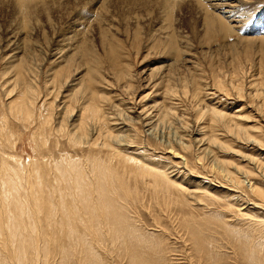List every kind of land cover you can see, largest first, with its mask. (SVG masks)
Segmentation results:
<instances>
[{"label":"rangeland","instance_id":"obj_1","mask_svg":"<svg viewBox=\"0 0 264 264\" xmlns=\"http://www.w3.org/2000/svg\"><path fill=\"white\" fill-rule=\"evenodd\" d=\"M50 1L53 3L51 4ZM50 1L47 3L50 4L47 10V5L42 3L33 5V9L29 10L33 13L28 18L24 15L25 12L20 10L19 3L17 6L18 0H0V199L3 200L4 196L10 192V189L8 190L5 186L8 180L17 182L20 179L21 185L26 183L25 179H28L30 174L33 177L39 173L41 179L36 178V181L32 179L31 184L35 183V187L26 184L23 186L24 189H19V195L29 200L28 195L31 191L33 194L40 191L45 203L53 199L52 192L60 184H56V181L68 182L74 179V175L80 176L79 181L88 180L89 182L94 175V178L98 177L96 183L102 181V178L105 179L104 181L111 179L107 193L111 200L117 203L123 222L125 220V226L137 232L136 239L138 238L137 240L142 243L145 242L144 249L151 253L158 248L159 252L164 253V256L161 254L162 256L160 255L157 259L159 261L153 258L154 255L144 256L146 264H215L214 262H217L216 264H258V260L259 264H264V42L262 41L264 39V0H221V2L220 0H213L214 2L212 0H172L168 2L169 9L164 5L165 0ZM225 3H232L234 10L237 11L236 17L239 16L237 20H241L242 25L231 22V26L240 27H236L234 34L228 37L221 34L205 36L207 35L204 25L206 12L218 17L222 16L221 18L224 19L225 15L219 11L221 9H214V6L217 4L216 6L220 8ZM165 8L168 10L167 13ZM101 28H105L106 31L111 29L107 35L112 42H115L114 46L109 43L103 44V39L100 37ZM13 35L18 39L16 40ZM170 35H174L173 37L181 42L180 45L178 44L181 49L172 50V53L168 54L170 49L166 46L168 42L166 39H169ZM77 41H83L84 47L89 49H73L77 46ZM14 43H19L21 49L14 51L17 47ZM163 44H165L164 48ZM15 54L21 57L20 59L28 61L27 64L31 70L28 73L25 72L26 70L23 71L26 75L24 82H31L39 97L36 101L34 122L30 125L23 120L14 119L9 109L10 103L16 98L17 90L23 83V79L16 76L20 71L17 68L20 61L11 62ZM71 55H74L72 61L67 62V57ZM90 69L95 70L96 76L92 78L93 82L88 78ZM120 73H126L127 79L121 80L122 77H120L118 80ZM163 76L165 83L154 87L156 83L162 81ZM80 80L85 83L88 81L90 95L106 96L107 115L110 113L109 117H114L118 121L108 120L104 136L110 131L111 134L108 133V136L114 137L117 135L116 131L118 135H124L123 141L118 139V142H109L110 147L114 146L117 151L108 150L109 148L102 146V140L97 145L91 141L90 145L83 144L78 147L69 136L56 134L57 124L61 120L60 113L64 112L69 105L76 107L77 114L80 109L78 105L85 101L86 96L78 93ZM167 81H170V86L175 89L173 94L171 93L174 97L172 100L171 98L165 100ZM220 82L224 84L223 87L219 86ZM182 83L186 85H183L185 88H182ZM81 84L84 83L81 82ZM130 84L131 90L127 86ZM62 95L65 98L62 99ZM156 103L162 104L163 108L166 107L165 109L172 107L177 117L171 115L168 119L156 122L152 128L146 127L140 119L143 114L141 116L139 113L143 108L148 109ZM56 107L59 108L55 110ZM115 107L119 109L115 110ZM129 107L133 108L131 113L128 111L130 121L124 119L127 116L124 112L129 110ZM207 108L216 110L218 108L217 111L222 114L235 116L236 123L250 131L237 133L238 130L234 126H232L233 132L228 131L229 129H226L227 127L222 123L218 125L211 121L212 118L204 112ZM42 110L48 111L49 115L52 112L53 119L50 126L43 127L44 123L37 118ZM77 118H71L70 129L73 128L71 122L79 123ZM114 125L118 129H115ZM125 131L127 132L123 134ZM43 133L45 136H42ZM92 135L94 140L98 134ZM213 136H218L217 143H210ZM117 153L122 158L133 160L134 164H129L117 156H111ZM48 162L52 164L51 168L49 164L47 165ZM54 163H59L60 166L59 164L55 166ZM69 163L74 168L72 173L76 172L72 174L74 177L65 172L67 166H71ZM93 165L96 166L93 167ZM58 170H62L59 176L66 173L63 175L64 178L63 176L59 177L60 179L56 178ZM225 170L240 178L241 184H232V181L226 177ZM53 171L57 176L53 175ZM144 173H161L167 185L173 183L172 185L178 186L179 190L176 188V190L170 189L168 193L163 190L155 192L152 178L144 177ZM41 181L42 184L43 182L46 184L45 187L44 184H39ZM104 181L102 184H105ZM49 187H52L50 188L53 189L52 192ZM62 188L65 191L70 190L66 186ZM15 191L13 190V195L18 196V190ZM94 195L92 197L97 198V194ZM74 197L73 195L72 198ZM1 202L5 203L4 200H0ZM24 203L25 209L21 215L19 211H16L15 205L2 206L0 210H4L0 213V222H2L0 233H3L0 236L2 243H0V264H15L7 261L6 257H13L16 246L19 245L18 242H22L23 239L4 238H9L12 229L8 227L14 225L19 228L20 233L28 234L30 230L28 226H25L28 229L21 228L25 221L21 217L34 219L33 225L35 224L34 226L38 229L32 230L28 235L37 231L36 240L33 238L31 242V238H26V242H38H35L39 246V261L37 260L36 264H84V262L81 263L82 255L78 247H65L66 256L62 253L63 247L57 245L53 248V244H57V238L43 239L44 234H57L59 230L56 226L58 222H61L62 212L60 217L55 216L56 220L59 219L55 221L56 223L55 219H50L49 223L48 219L47 222L43 219L46 213L41 214L37 205L31 202ZM81 206L87 209L85 204ZM11 207L12 211H10ZM124 212H128L127 215ZM191 217L198 219L197 227L209 229L208 231L201 228L202 234L208 231L207 236L203 235L205 241L202 247H197L192 237V230L190 231L186 226L189 221H192ZM11 219H16L17 222L12 225ZM211 224H217L214 226L217 229L213 225L208 228ZM43 225H47V228ZM223 227H229L233 236L227 235L228 232L224 233L226 230ZM26 229L27 233L24 232ZM206 237L208 239H205ZM159 238L163 242L159 241ZM5 241H9L8 245ZM146 241L153 243L154 248ZM14 242H17L16 245ZM207 242L211 245L208 246ZM107 244L104 248L106 251L97 250L99 253L96 254L97 264H100L99 262L128 264L126 257L124 260L116 259V253L110 254L108 252L110 245ZM157 244H159L158 247ZM44 246L52 247L48 249L49 255H44ZM164 248L165 250L162 251ZM242 250L248 251V254L244 256ZM208 255L213 256L215 261ZM29 261L24 264H32Z\"/></svg>","mask_w":264,"mask_h":264},{"label":"bare ground","instance_id":"obj_2","mask_svg":"<svg viewBox=\"0 0 264 264\" xmlns=\"http://www.w3.org/2000/svg\"><path fill=\"white\" fill-rule=\"evenodd\" d=\"M48 1H50V0H18V2H17V6H18V3H19V7H20V10L22 11V12H25L24 13V15H27L28 16V18H30V16L32 15V13H33V11L32 12H29V10H32L33 8V5H37V4H40V3H42V4H44V5H49L50 6V4H47L48 3ZM52 1H54V0H52ZM140 1V0H139ZM138 1V2H139ZM169 1H172V0H165V4L164 5H166V8L167 9H169V6L170 5H168V2ZM213 1V0H212ZM211 1V2H212ZM215 1H217V0H215ZM51 2V1H50ZM98 2H99V0H98ZM214 2V1H213ZM220 2H221V0H220ZM224 2V1H223ZM3 3V2H2ZM53 2H51V4H52ZM1 4V3H0ZM6 5V4H5ZM61 4H59V6H60ZM215 5V4H214ZM217 5V4H216ZM214 6L215 8L214 9H221V10H219V11H222V13L226 16H224V19L223 18H221V17H218V16H216V15H214L213 13V16H212V14L211 13H208V12H206V15H205V23H204V25L206 26V31L205 32H207L206 34L207 35H205V36H212V35H219V34H221L222 36L224 35L225 37H228V36H230L231 34H234V32H235V29H236V27L237 28H239L240 26H237L239 23L241 24L242 22H241V20H237V18L239 17H236V13H237V11H235L234 10V8H233V5H232V3H225V5L224 6H222V7H218V6ZM219 5V4H218ZM46 6V10L47 9H49V6L47 7ZM204 6V5H203ZM41 7V6H40ZM43 7V6H42ZM30 8H32V9H30ZM165 8V9H166ZM166 9V10H167ZM203 9H204V7H203ZM214 9H213V11H214ZM44 10H45V8H44ZM106 10V9H105ZM171 10V9H170ZM200 10V9H199ZM205 10V9H204ZM166 13L168 12V10L167 11H165ZM216 12V11H215ZM171 13V12H170ZM172 14V13H171ZM201 14V13H200ZM168 16H169V14H168ZM167 16V17H168ZM172 16V15H171ZM170 18V17H169ZM169 18H168V20H169ZM228 19V21H225L226 19ZM230 20V21H229ZM171 22V21H170ZM231 22H233V23H237V25L236 26H231ZM246 22V21H245ZM242 25V24H241ZM172 26V25H171ZM244 26V25H243ZM242 27V26H241ZM101 30L102 31H100L101 33H100V37H101V39H103V44H105V43H109L111 46H114V44H115V42H112V39L111 38H109L108 37V35H107V33H108V31H110V30H108V31H106L105 30V28H101ZM8 33V32H7ZM12 33H13V31H12ZM19 33V32H18ZM171 34H174V33H171ZM14 35H16L15 34V32H14ZM13 35V36H14ZM112 35V34H111ZM110 35V36H111ZM114 35V34H113ZM18 36V35H17ZM78 36V35H77ZM174 35H170L168 38L169 39H166L168 42H167V45L166 46H168V49H170V51L168 52V54H170V53H172V50H174V51H176V49H181V47L179 48L178 47V44L180 45L181 44V42H178V40L176 39V37H173ZM15 37V36H14ZM10 38V37H9ZM163 38V37H162ZM178 38V37H177ZM14 39V38H13ZM15 39H16V37H15ZM18 39V38H17ZM16 39V40H17ZM208 39H209V37H208ZM263 39V38H262ZM10 40V39H9ZM165 41V40H164ZM263 42H264V39L262 40ZM15 42V41H14ZM78 42V41H77ZM76 42V44H77V46L76 47H74L73 49H89L88 47H84V42L83 41H79L78 43ZM163 42V41H162ZM262 42V43H263ZM10 43V42H9ZM87 43V42H86ZM90 43V42H89ZM156 43V42H155ZM14 44H17V47H15L14 48V51L16 50V49H21L20 47H19V43H14ZM13 44V45H14ZM106 44V45H107ZM157 44H158V42H157ZM83 45V46H82ZM87 45V44H86ZM85 45V46H86ZM164 45L165 44H163V48H164ZM12 46V45H11ZM72 46H74L73 44H72ZM101 46H103V45H101ZM162 46V45H161ZM165 46V47H166ZM23 47V46H22ZM104 48V47H103ZM90 52H91V50H90ZM89 52V53H90ZM174 53V52H173ZM92 54V53H91ZM74 56V55H73ZM73 56L71 55V56H68L67 57V62H70V60L72 61V59H73ZM77 56V55H76ZM178 56V55H177ZM176 56V57H177ZM27 57V56H26ZM29 57H31V56H29ZM175 57V56H174ZM21 58V57H20ZM19 58V56L18 55H13L12 56V61L11 62H18V61H20L19 62V64L17 65V68L20 70L19 71V73H17V75L16 76H20L21 78L20 79H23V83H22V86H20L21 88L19 89V90H17V93H16V98L10 103V105H9V109H10V113H11V115L12 116H14V119H16V120H18V121H21V120H23V121H25V122H28L29 123V125L31 124V123H33L34 122V119L33 118H35V113H36V101H37V98H39L38 96H37V92H36V90L34 89V87L32 86V84H31V82H29V81H26V82H24V79H25V74L23 73V71L24 70H26L25 72L26 73H28L30 70H31V68H29L30 66H29V64H27V60L26 61H24V60H22V59H20ZM32 58V57H31ZM31 58H29V59H31ZM76 59H77V57H76ZM32 60H34V59H32ZM74 61V60H73ZM34 62V61H33ZM32 62V63H33ZM79 62V61H78ZM177 62V61H176ZM30 63V62H29ZM45 63V62H44ZM177 64V63H176ZM173 65V67H175L176 65L173 63L172 64ZM175 65V66H174ZM35 66V65H34ZM83 66V65H82ZM179 66V65H178ZM85 67V66H84ZM172 67V66H171ZM34 68H36V66L34 67ZM169 70V69H168ZM35 71V70H34ZM171 72V71H170ZM32 73V72H31ZM72 73H73V71H72ZM80 74V73H79ZM89 76H88V78L90 79V81L91 82H93V80H92V78H94V76H96L95 75V70L94 69H90V71H89ZM175 74H177L176 72H175ZM76 76H77V74H76ZM171 76H172V74H171ZM120 77H122L121 78V80H125V79H127V74L125 73V74H122V73H120V75H119V77H118V80H120ZM75 79H76V77H75ZM82 79V78H81ZM97 79V78H96ZM169 79V78H168ZM217 79V78H216ZM182 80V79H181ZM187 80V79H186ZM220 80V79H219ZM218 80V81H219ZM32 81V80H31ZM39 81V80H38ZM66 81H68V80H66ZM81 82H83L84 84H81V82H79V92L78 93H81L82 94V96H86L85 97V101H82L81 102V105H78V107H80V109H78L79 111L77 112V114L75 113V108L76 107H74V106H67V108L65 109V111L64 112H62V113H60V121L58 122V124H57V126H58V128H57V130H56V134H58V135H66V136H69L70 138H71V141L75 144V145H77L78 147L80 146V145H87V144H89L90 145V142L92 141L93 142V144H95V145H97V143L100 141V140H102V142H101V144H102V146H104V147H107V149L108 150H110V149H114V146H111L110 147V145H109V142H118V139L119 140H122V136L124 137V135H122V136H120V135H118V133H117V131H116V134L117 135H114V137L113 136H108L109 134L108 133H110L111 134V131L110 132H108L105 136H104V133H106V124L108 123V120L109 119H114V120H117V119H115L114 117H109L110 116V113L107 115V109H105V104H106V101H107V98H105L106 96H95V95H90V90L88 89V81H87V83H85L83 80H80ZM97 81V80H96ZM171 81V80H170ZM170 81H167V89L165 90V100H166V98H171V100H172V98H174L173 97V95H171V93L173 94V90H175L174 89V87L172 88L170 85ZM183 81V80H182ZM188 81V80H187ZM237 81V80H236ZM184 82V81H183ZM21 83V82H20ZM34 83V82H33ZM64 83V82H63ZM163 83H165V80H164V76L162 77V81L160 82V83H156L155 85H154V87H157L158 85L160 86V84H163ZM169 83V84H168ZM186 83V82H185ZM173 85V84H172ZM176 85V84H175ZM183 85L184 86H186L185 84H183L182 83V88H185V87H183ZM218 85V84H217ZM65 86V85H64ZM78 86V85H77ZM128 86V88L131 90V84L130 85H127ZM127 86H126V88H127ZM197 86V85H196ZM219 86H221V87H223L224 86V84L222 83V82H220L219 83ZM62 87V86H61ZM127 88V90L129 91V89ZM191 88V87H190ZM240 88V87H239ZM184 90H186V89H184ZM183 90V91H184ZM13 91V90H12ZM11 91V92H12ZM127 91V92H128ZM190 91H192V90H190ZM197 91V90H196ZM243 91V90H242ZM126 92V91H125ZM132 92V91H131ZM87 93H89L88 95H86ZM195 93V92H194ZM55 94V93H54ZM104 94V93H103ZM184 94V93H183ZM101 95H102V92H101ZM63 96V95H62ZM178 96V95H177ZM194 96V95H193ZM58 97V96H57ZM63 98H65L64 96L62 97V99ZM75 98V97H74ZM80 99V98H79ZM110 100V99H109ZM165 102V101H164ZM171 102V101H170ZM50 103V102H49ZM54 103V102H53ZM70 103V102H69ZM79 103H80V101H79ZM162 103V102H161ZM172 103V102H171ZM64 104H66V102H64ZM75 104V103H74ZM166 104V103H165ZM175 104V103H174ZM173 104V105H174ZM178 105V104H177ZM59 106V105H58ZM162 106V107H161ZM167 106V105H166ZM41 107V106H40ZM205 107V106H204ZM209 107V106H208ZM57 108H59V107H56V109L55 110H57ZM127 108V107H126ZM163 105L162 104H155V106H152V107H149L148 109L147 108H143V110L141 111V113H139L141 116H142V114H143V116L140 118L142 121H143V123H145V126L146 127H149V128H152L153 126H154V124L157 122H159L160 120H163V119H165V118H167L168 119V117H170L171 115H175L176 116V113L173 111V108L172 107H169V108H167V109H165L166 107H164L163 109ZM176 108H177V106H176ZM175 108V109H176ZM44 109V108H43ZM115 110H118L116 107L114 108ZM41 110V109H40ZM133 110V108L132 107H129V110H125L126 112H124V114L125 115H127L124 119L125 120H127L128 119V121H130L131 120V118L129 117V113H131V111ZM217 110H219L218 108H217ZM216 109H214V108H207V109H205V113L208 115V116H210L212 119H211V121L212 122H214V123H216V124H218V125H220V123H222L225 127H227L226 129H229L228 131H232V126H234L237 130H238V132L237 133H240V132H243V131H246V132H249L250 130L248 129V128H241L240 127V125H239V123H236V117L235 116H232V117H230V116H228V115H225V114H222L221 112H218ZM123 111V110H122ZM128 111H130L129 113H128ZM176 111V110H175ZM204 113V114H205ZM121 115V114H120ZM72 117H78L77 119H79V123H77V124H75V123H73V122H71L72 124H73V128L72 129H70V127H69V124H70V120H71V118ZM120 117H122V115L120 116ZM174 117V116H173ZM177 117V116H176ZM37 118H39V120L41 121V122H43L44 123V125H43V127H45V126H50V123L52 122V119H53V115H52V112H51V115H49V113H48V111L47 112H45V111H41L40 112V115H39V117H37ZM56 119V118H55ZM118 121V120H117ZM121 121V120H120ZM124 121V120H123ZM122 121V123L123 124H126L125 122H123ZM112 122H113V120H112ZM112 122H110L111 124H112ZM166 122V121H165ZM56 123V122H55ZM109 123V124H110ZM49 124V125H48ZM113 124H114V122H113ZM117 124V123H116ZM119 125V124H118ZM127 125V124H126ZM115 129H118V128H116L115 127V125L113 126ZM55 128V127H54ZM112 128V127H111ZM112 130V129H111ZM234 130V129H233ZM237 130H235V131H237ZM248 130V131H247ZM119 131H121V132H123L121 129H119ZM215 131V130H214ZM113 132H114V130H113ZM127 131H125L123 134H125ZM129 132V131H128ZM233 132V131H232ZM42 133V132H41ZM98 134V135H96L97 137L96 138H94V140H93V135L92 134ZM115 133V132H114ZM44 135V133L42 134V136ZM233 135V134H232ZM45 136V135H44ZM68 137V138H69ZM182 138V137H181ZM41 139V138H40ZM70 141V142H71ZM123 141V140H122ZM216 141H219V139H218V136H213V138H211L210 139V143H215ZM42 142H43V139H42ZM120 142V141H119ZM43 143H45V142H43ZM131 143V142H130ZM217 143V142H216ZM72 144V143H71ZM100 144V145H101ZM94 147V146H93ZM77 148V147H76ZM83 148V147H82ZM95 148V147H94ZM107 150V151H108ZM114 150H116V149H114ZM117 151V150H116ZM114 152V151H113ZM120 152V151H119ZM124 152V151H123ZM116 153V152H115ZM101 154V153H100ZM105 154H107V153H105ZM98 155V154H97ZM127 155V154H126ZM69 156V155H68ZM67 156V157H68ZM102 156H103V153H102ZM111 156H117V158H122V157H120V155H118V153L117 154H113V155H111ZM64 157V156H63ZM89 157V156H88ZM99 157V156H98ZM104 157V156H103ZM66 158V157H65ZM138 158V157H137ZM44 159V158H43ZM45 159H47V158H45ZM116 159V158H115ZM122 159H124V160H126L129 164H134V161L133 160H131V159H129V158H125V157H123ZM5 160V159H4ZM62 160V159H61ZM60 160V161H61ZM70 160V159H69ZM100 160V159H99ZM98 160V161H99ZM182 160V159H181ZM34 161V160H33ZM49 162H50V160H48ZM52 161V160H51ZM54 161V160H53ZM65 161V160H64ZM85 161V160H84ZM89 162H90V160H88ZM97 161V160H96ZM113 161V160H112ZM122 161V160H121ZM44 162V161H43ZM42 162V163H43ZM47 163V165L49 164V166H50V168H51V166H52V164L50 165V163ZM55 162V161H54ZM125 162V161H124ZM52 163V162H51ZM60 163V162H59ZM59 163H57V164H59ZM62 163V162H61ZM65 163V162H64ZM64 163H63V165H64ZM66 163H67V160H66ZM76 163V162H75ZM91 163V162H90ZM97 163V162H96ZM99 163V162H98ZM152 163H154V162H152ZM182 163V162H181ZM20 164V163H19ZM57 164H55L54 163V165L55 166H57ZM71 166H72V164L71 163H69ZM78 164V163H77ZM85 164H87V163H85ZM107 165V164H106ZM126 165H128L127 163H126ZM3 166V165H2ZM32 166V165H31ZM59 166H60V164H59ZM58 166V167H59ZM62 166V165H61ZM71 166H67L68 168H66L65 169V172H67V174L68 175H72L73 173V171H74V168H73V166L71 167ZM87 166V165H86ZM94 166H96V165H93V167ZM109 166V165H108ZM58 167H57V169H58ZM64 167V166H63ZM93 167H92V169H93ZM45 168V167H44ZM52 168H54L55 169V167H52ZM37 169V168H36ZM59 169H60V167H59ZM64 169V168H63ZM62 169V170H63ZM80 169V168H79ZM85 169V168H84ZM100 169V168H99ZM45 170V169H44ZM47 170V169H46ZM53 170V169H52ZM56 170V169H55ZM62 170H58L56 173L58 174V177H56V178H59V177H62L63 175H64V173L62 174V172L60 173V174H62L61 176H59V172L60 171H62ZM223 170V169H222ZM25 171V170H24ZM42 171V170H41ZM48 171H49V167H48ZM51 171V170H50ZM64 171V170H63ZM84 171V170H83ZM90 171V170H89ZM94 171V170H93ZM92 171V173H94ZM96 171V170H95ZM101 171H102V169H101ZM156 171V170H155ZM225 171H227V170H225ZM87 172V171H86ZM97 172V171H96ZM95 172V174H97ZM161 172V171H160ZM35 173V172H34ZM45 173V172H44ZM51 173V172H50ZM53 173H54V171H53ZM52 173V174H53ZM76 173V172H75ZM74 173V174H75ZM79 173V172H78ZM83 173V172H82ZM99 173H100V170H99ZM98 173V174H99ZM102 173H103V171H102ZM111 173V172H110ZM109 173V174H110ZM115 173V172H114ZM13 174V173H12ZM66 174V173H65ZM73 174V175H74ZM104 174V173H103ZM224 174V173H223ZM47 177L49 176L48 174H45ZM51 175V174H50ZM53 175H55V176H57L55 173L53 174ZM52 175V176H53ZM72 175V177H74V179L73 180H70V181H68V182H64L63 183V181H62V179H61V181L62 182H57L56 180H54V181H56V184L57 183H60V184H58V186L53 190V192H52V190L50 189V188H52V187H49V189L51 190V192H52V195H53V199H49L46 203H45V201L41 198V195H40V191L39 192H37L36 191V193H32V191H31V193H30V195H28L29 196V200L27 199H25V198H23L22 196H20L19 194H20V190L19 189H24L23 188V186L24 185H29V184H31V182H32V179L34 180V181H36L35 179L37 178H40L41 179V177H39V173H38V175H34L33 177L31 176V174H30V176H31V178H30V176H28L27 178L28 179H25V182L26 183H23V181H22V183L23 184H21L20 185V182H21V180L19 179V181H17V182H15V181H12V179L11 180H8V182L7 183H5V186L8 188V190L10 189V192H8V194H6L5 196H4V202L5 203H0V210L2 209V206L3 207H9V206H14L15 205V207L17 208V212L19 211L20 213V215L23 213V211H24V207H25V203L24 202H26V203H29V202H31V203H33V204H35V205H37L38 206V209H40L41 211H40V213L41 214H43V213H46V214H44V216H43V219L44 220H46V222H47V219L49 220L48 222L50 223V219H55L54 220V222L55 221H58V220H56V218H55V216L57 215H59V217H60V213L62 212V217H61V222L59 223L58 222V225L57 224H55V225H57L56 226V228L59 230V231H57V234L55 233V234H52V235H49V234H41V235H43V239L44 238H51V237H53V238H57L58 239V241H57V244L56 245H54L53 244V248H54V246H57V245H59V246H61V247H63V249H62V253L63 254H65L66 255V252H67V249L66 248H70V247H72V246H75V247H78V249H79V253L82 255L81 257H82V261H81V263L82 262H84V264H97V255L96 254H99L98 252H97V250H103L104 248H106L107 246H106V243H108L107 245L110 247V248H108V252L111 254L112 252L113 253H116V255H115V258L117 259V258H119V259H125L124 257H126L127 258V261H128V264H146V260H144V258H146V257H144V256H152V255H154L153 256V258L155 257V260H157L159 257H160V255L162 254L161 252H159V250H158V248H157V251L156 250H153V251H151V253L149 252V251H147L146 249H144V246H143V244L145 243H142V242H140V240L138 241L137 239H136V233H135V230L134 229H132V228H130V227H127V225L125 226V224H124V222H125V220H124V222H123V216L120 214V211H119V209H118V205H117V203L114 201V200H111V198H110V196L108 195V193H107V190H108V187L110 186V183H111V179L109 180V179H107V180H109V181H104L103 180V178H102V181H104V183L105 184H102L103 182L102 181H99V182H97L96 183V179H98V177L97 178H94V175H93V177H92V180L89 182L87 179H84V180H87V181H79V179H78V177H80V176H78L77 175V177H76V175H74L73 176ZM86 175V174H85ZM105 175V174H104ZM144 175V177H151L152 178V180H153V189L155 190V192H156V190H163V191H167V193L169 192V190L170 189H175L176 190V188L178 187V186H174V185H167L166 183H165V178L163 177V175H161V173H153V174H149V173H144L143 174ZM142 175V176H143ZM16 176V175H15ZM43 176V175H42ZM54 176V177H55ZM82 176V175H81ZM88 176V175H87ZM89 176H91V175H89ZM116 176V175H115ZM141 176V175H140ZM165 176V175H164ZM11 177H12V175H11ZM14 177V176H13ZM18 177V176H17ZM20 177H22L21 175H20ZM65 176H63V178H64ZM82 177H84V176H82ZM118 177V176H117ZM139 176H137V178H138ZM166 177V176H165ZM226 177H228V180L229 181H232V184L234 183V184H237V185H239V184H241V182H239V180H240V178H238L237 176H235V174L234 173H232V172H229V171H227V173H226ZM8 178V177H7ZM19 178V177H18ZM68 178V177H67ZM114 178V177H113ZM113 178H112V180H113ZM116 178V177H115ZM119 178V177H118ZM140 178V177H139ZM60 179V178H59ZM70 179H71V177H70ZM117 179V178H116ZM115 179V180H116ZM121 179V178H120ZM144 179V178H143ZM169 179V178H168ZM167 179V180H168ZM2 180V179H1ZM15 180V179H14ZM23 180V179H22ZM47 180H49V178L47 179ZM65 180H66V178H65ZM100 180V179H99ZM5 181H6V179H5ZM44 181V180H43ZM52 181H53V178H52ZM52 181H49V182H52ZM48 182V181H47ZM48 182V183H49ZM113 182V181H112ZM114 183V182H113ZM169 183H171L170 181H169ZM35 184V183H34ZM34 184L32 183L31 185H33V187H35L34 186ZM39 184H41V185H43L44 184V182H43V184H42V181L39 183ZM53 184V183H52ZM41 185H40V188H41ZM45 185L46 184H44V187H45ZM48 185V184H47ZM176 185V184H175ZM22 186V187H21ZM49 186V185H48ZM55 186V185H54ZM63 186H66L67 188H69L70 190H67V191H65V190H63ZM32 186H31V188H33ZM90 187V188H89ZM119 187V186H118ZM123 187V186H122ZM232 187V186H231ZM26 188H27V186H26ZM43 188V187H42ZM236 188V187H235ZM114 189V188H113ZM178 189V188H177ZM13 190H18V196H16V195H13ZM33 190V189H32ZM129 190V189H128ZM179 190V189H178ZM15 191V192H16ZM26 191V190H25ZM29 191V190H28ZM43 191V190H42ZM135 191V190H134ZM230 191V190H229ZM235 191V190H234ZM14 192V193H15ZM189 192V191H188ZM39 193V194H38ZM138 193V192H137ZM25 195H27L26 193H24ZM33 194V195H32ZM46 194H48V193H46ZM94 194H97V198H94L95 197V195ZM110 194V193H109ZM156 194V193H155ZM188 194V193H187ZM192 194H194V193H192ZM209 193H207V195H208ZM38 195L40 196V197H38ZM49 195V194H48ZM52 195L50 196L51 198H52ZM73 195L75 196L74 198H72L73 197ZM94 195V197H92ZM186 195V194H185ZM1 196V195H0ZM115 196V195H114ZM118 196V195H117ZM188 196V195H187ZM194 196V195H193ZM233 198H234V196H232ZM236 197V196H235ZM93 198H94V202H93ZM206 198V197H205ZM204 198V199H205ZM231 198V197H230ZM116 199H117V197H116ZM196 199V198H195ZM199 199V198H198ZM1 201H3L2 199H0ZM122 200H123V198H122ZM194 200V199H193ZM200 200H201V198H200ZM203 200V199H202ZM234 200H236V199H234ZM119 201H121L120 199H119ZM138 201V200H137ZM136 201V202H137ZM187 201V200H186ZM231 201V200H230ZM122 202V201H121ZM129 202V201H128ZM132 202V201H131ZM134 202V201H133ZM126 203V202H125ZM82 204H85L86 206H87V209L85 210V208L84 207H82L81 205ZM121 204V203H120ZM124 204V203H123ZM132 204V203H131ZM139 204V203H138ZM213 205V204H212ZM127 206V205H126ZM30 207V206H29ZM33 207H34V205H33ZM40 207H42V209L40 208ZM124 207V206H123ZM37 208V207H36ZM128 208H130L129 206H128ZM128 208H127V211H128ZM132 208H133V206H132ZM136 208V207H135ZM11 210L10 211H12V207L10 208ZM121 209H122V206H121ZM123 210V209H122ZM134 210V209H133ZM15 211V212H16ZM27 211V210H26ZM126 211V210H125ZM4 212V210H2V211H0V213H3ZM14 212V213H15ZM131 212V211H130ZM129 212V214L131 215V213ZM134 212V211H133ZM7 214H8V212H6ZM5 213V214H6ZM25 213V212H24ZM36 213H37V211H36ZM35 213V215H38L39 216V214H36ZM39 213V212H38ZM124 213H126V212H124ZM128 213V212H127ZM127 213H126V215H127ZM10 214V213H9ZM12 215V214H11ZM27 215V214H26ZM9 216V215H8ZM24 216H25V214H24ZM28 216V215H27ZM56 216V217H57ZM121 216H122V218H121ZM134 216V215H133ZM11 217V216H10ZM9 217V218H10ZM29 217V216H28ZM131 218H134V217H132V216H130ZM8 218V217H7ZM36 218V217H35ZM40 218V217H39ZM127 218H128V216H127ZM138 218V217H137ZM21 219L24 221V224L22 225V227L21 228H27V227H25V226H28V228L31 230H28V234L26 235V234H23V233H20V231H18L19 230V228L17 227V226H15L14 224H15V222H17V221H15L16 219H11L12 221H13V224L12 225H14L13 227H8V228H10V229H12V234L11 233H9V234H11L10 236H9V238H4V239H12V238H15V239H23L22 240V242H18L19 243V245H17L16 246V249H15V251H14V255H12L13 257H11V256H8V257H6V259H7V261L9 260L11 263L12 262H14L15 264H24V262H28V260H30L29 262H31L32 264L33 263H35L38 259H39V250H38V248H39V246H38V244H36V243H38L37 241H35V242H33V243H30V242H26V238H31V242H32V239L34 238H36V237H38V235L36 234L37 233V231H36V233L34 232V233H30V236H28L29 235V232H32V230H36L37 229V227H35L34 225H33V220L34 219H29V218H25V217H21ZM42 219V218H41ZM129 219V218H128ZM10 220V221H11ZM130 220V219H129ZM133 220V219H132ZM131 220V221H132ZM135 220V219H134ZM191 220L192 221H189L188 223H187V227L190 229V231L192 230V234H193V239H194V242L196 243V245H197V247H202V244H204V238H203V235H208V231H209V229H207V228H203V227H201V228H203L204 230L205 229H207L208 231H207V233L206 234H202L201 233V228H199V227H197V226H199V224L197 225V223H198V219L195 217H191ZM206 220V219H205ZM8 221V220H7ZM6 221V222H7ZM136 221V220H135ZM208 221V220H207ZM214 221V220H213ZM5 222V221H4ZM4 222H3V224H4ZM53 222V223H54ZM206 222V221H205ZM34 223H35V220H34ZM56 223V222H55ZM201 223V222H200ZM203 223V222H202ZM206 223H209V222H206ZM219 223V222H218ZM0 224H2V222H0ZM19 224H20V222H19ZM51 224H52V222H51ZM50 224V225H51ZM127 224V223H126ZM204 224V223H203ZM202 224V225H203ZM6 225V224H5ZM135 225H137V224H135ZM205 225V224H204ZM213 224H211V225H208V228H211V227H209V226H212ZM216 226H217V224H215ZM215 225H213V227L215 226ZM220 225V224H219ZM30 226V227H29ZM44 227H46L47 228V225H43ZM51 226H53V225H51ZM133 226V225H132ZM194 226H196L195 228H194ZM207 226V225H206ZM221 226H223V225H221ZM4 227V226H3ZM54 227V226H53ZM134 227V226H133ZM138 227V226H137ZM27 228V229H28ZM39 228V227H38ZM139 228H141V227H139ZM214 228H216V227H214ZM223 228H225V227H223ZM233 228V227H232ZM27 229H26V231H24V232H26L27 233ZM202 229V230H203ZM217 229V228H216ZM221 229V228H220ZM38 230V229H37ZM142 230V229H141ZM225 232L224 233H227L228 232V234L227 235H230V237L231 236H233V232L231 231V230H229V227L228 228H225ZM9 231V230H8ZM17 231L19 232V233H17ZM142 231H144V229L142 230ZM141 231V232H142ZM217 230H215V232H216ZM60 232V233H59ZM206 232V231H205ZM204 232V233H205ZM214 232V231H213ZM219 232H222V231H219ZM7 232H5V234H6ZM139 233V232H138ZM235 233V232H234ZM237 233V232H236ZM3 234V233H2ZM1 233H0V236L2 235ZM8 234V235H9ZM140 234V233H139ZM148 234V233H147ZM165 234V233H164ZM213 234V233H212ZM216 234V233H215ZM138 235V234H137ZM151 235V234H150ZM226 235V236H227ZM141 236V235H140ZM149 235H147V237H148ZM211 236V235H210ZM39 237H41V236H39ZM151 237V236H150ZM150 237H149V239H150ZM212 237V236H211ZM230 237H229V239H230ZM143 238V237H142ZM145 238V237H144ZM155 238V237H154ZM153 238V239H154ZM227 238V237H226ZM3 239V240H4ZM38 239V238H37ZM42 239V238H41ZM128 239V240H127ZM140 239V238H139ZM148 239V241H150ZM160 240L159 241H161V238H159ZM165 239V238H164ZM205 239H208L207 237L205 238ZM215 239V238H214ZM232 239V238H231ZM234 239V238H233ZM232 239V240H233ZM30 240V239H29ZM36 240V239H35ZM52 240V239H51ZM228 240V239H227ZM236 240V239H235ZM13 241V240H12ZM15 241V240H14ZM40 241V240H39ZM144 241V240H143ZM165 241V240H164ZM6 242V241H5ZM41 242H43V241H41ZM44 242H45V240H44ZM147 242V241H146ZM150 242H154V241H150ZM149 242V243H150ZM161 242H163V241H161ZM160 242V243H161ZM213 242H214V240H213ZM234 242H236V241H234ZM0 243H1V239H0ZM8 243H9V241L8 242H6V244L8 245ZM15 243V242H14ZM17 243V242H16ZM16 243H15V245H16ZM142 243V244H141ZM148 243V242H147ZM148 243V244H149ZM157 243H158V240H157ZM208 243V246H210L211 245V243H210V245H209V242H207ZM2 244V243H1ZM3 244L5 245V243H4V241H3ZM44 244H47V243H44ZM150 244H152L153 245V243H150ZM48 245H49V242H48ZM158 245L159 244H157V247H158ZM164 245H166V244H164ZM3 246V245H2ZM6 246V245H5ZM14 246V245H13ZM43 246V245H42ZM50 246V245H49ZM51 246H52V242H51ZM58 246V247H59ZM150 246V245H149ZM162 246V245H161ZM216 246V245H215ZM8 247H10V246H8ZM66 247V248H65ZM206 247V246H205ZM5 248V247H4ZM44 248H45V246H44ZM52 247H49V248H45L44 250H45V253H44V255H49L48 253V249H51ZM73 248V247H72ZM153 248H154V245H153ZM211 248H212V246H211ZM252 248V247H251ZM254 248V247H253ZM6 249V248H5ZM10 249V248H9ZM17 249H18V251H17ZM30 249V250H29ZM77 249V250H78ZM196 249V248H195ZM195 249H194V251H195ZM210 249V248H209ZM213 249H215V248H213ZM243 249H246V248H244L243 247ZM250 249V248H249ZM10 250H12V248L10 249ZM105 250V249H104ZM103 250V251H104ZM161 250V249H160ZM165 250V248L162 250V251H164ZM167 250H168V248H167ZM204 250V249H203ZM207 250V249H206ZM248 250V249H247ZM253 250V249H252ZM6 251H8V249L6 250ZM54 251V250H53ZM72 251V250H71ZM106 251V250H105ZM197 251V250H196ZM205 251V250H204ZM209 251V250H208ZM251 251V250H250ZM2 252V251H1ZM17 252V253H16ZM36 252H37V254H36ZM57 252V251H56ZM168 252H169V250H168ZM206 252V251H205ZM215 252H216V250H215ZM248 251H246V250H242V253H243V255L244 254H248L247 253ZM255 252V251H254ZM10 253H11V251H10ZM52 253V252H51ZM59 253V252H58ZM112 253V254H113ZM253 253V252H252ZM73 254V253H72ZM164 254V253H163ZM162 254V255H163ZM167 254V253H166ZM218 254V253H217ZM2 255H4V254H2ZM1 255V256H2ZM5 255H7V254H5ZM53 255H54V253H53ZM161 255V256H162ZM196 255H197V253H196ZM56 256H58V255H56ZM67 256V255H66ZM164 256V255H163ZM199 256V255H198ZM200 256H201V254H200ZM208 256H210V255H208ZM245 256V255H244ZM251 257H252V255H250ZM46 257H49V256H46ZM100 257V256H99ZM211 257V259H213V256H210ZM220 256H218V258H219ZM246 257H249L248 255H246ZM257 257V256H256ZM1 258H3V256L1 257ZM43 258H44V256H43ZM57 258V257H56ZM60 258V257H59ZM165 258V257H164ZM163 258V259H164ZM166 258H168L167 256H166ZM200 259H201V257H199ZM203 258V257H202ZM209 258V257H208ZM259 258V257H258ZM5 259V260H6ZM65 259V258H64ZM81 259V258H80ZM150 259V258H149ZM169 259V258H168ZM205 259V258H204ZM210 259V258H209ZM215 259H216V256H215ZM247 259V258H246ZM257 259V258H256ZM260 259V258H259ZM4 260V259H3ZM2 260V261H3ZM44 260H45V258H44ZM46 260H47V258H46ZM78 260V259H77ZM76 260V261H77ZM105 260V259H104ZM122 260V261H123ZM165 260V259H164ZM202 260V259H201ZM214 260V259H213ZM264 260V259H263ZM39 261V260H38ZM56 261V260H55ZM75 261V260H74ZM99 261V260H98ZM100 261H101V259H100ZM107 261V260H106ZM118 261V260H117ZM157 261H159V260H157ZM206 262H207V259L205 260ZM215 261V260H214ZM251 261H254L253 259H251ZM250 261V262H251ZM256 261V260H255ZM254 261V262H255ZM4 262V261H3ZM57 262H59V261H57ZM125 262V261H124ZM149 262H153V261H149ZM211 262V261H210ZM213 262V261H212ZM258 262V264H259V260L257 261ZM262 262V261H261ZM71 263V262H70ZM75 263V262H74ZM77 263H79V262H77ZM100 264H101V262H99ZM107 263H109V262H107ZM155 263V262H154ZM166 263H167V259H166ZM169 263V262H168ZM215 264L217 263V262H214ZM219 263V262H218ZM36 264V263H35ZM69 264V263H68ZM72 264V263H71ZM83 264V263H82ZM106 264V263H105ZM112 264V263H111ZM118 264V263H117ZM155 264H157V263H155ZM162 264H164V263H162ZM251 264H253V263H251Z\"/></svg>","mask_w":264,"mask_h":264}]
</instances>
